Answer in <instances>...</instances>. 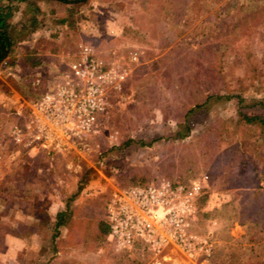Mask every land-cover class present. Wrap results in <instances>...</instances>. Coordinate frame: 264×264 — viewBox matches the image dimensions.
I'll return each instance as SVG.
<instances>
[{"label": "rangeland", "instance_id": "1", "mask_svg": "<svg viewBox=\"0 0 264 264\" xmlns=\"http://www.w3.org/2000/svg\"><path fill=\"white\" fill-rule=\"evenodd\" d=\"M66 1L0 0L13 43L0 99L32 98L82 47L125 76L85 149L50 160L3 137L0 264H264V0ZM160 179L199 184L187 233L204 246L115 250L110 195Z\"/></svg>", "mask_w": 264, "mask_h": 264}, {"label": "built area", "instance_id": "2", "mask_svg": "<svg viewBox=\"0 0 264 264\" xmlns=\"http://www.w3.org/2000/svg\"><path fill=\"white\" fill-rule=\"evenodd\" d=\"M57 62L59 75L49 87L38 90L41 83L34 78L32 98L10 95L0 99V154L6 136L18 147L28 152L42 151L51 160L70 149H85L99 130L108 91L119 89L125 76L123 67L102 64L87 47L73 57L59 55ZM4 67L3 59L0 72ZM5 122L7 128L3 130ZM199 189L194 182L160 179L155 184L116 190L105 205L107 238L112 247L123 250L134 243L156 251L173 247L185 256L200 250L204 240L196 242L187 233L194 211L193 197Z\"/></svg>", "mask_w": 264, "mask_h": 264}, {"label": "trees", "instance_id": "3", "mask_svg": "<svg viewBox=\"0 0 264 264\" xmlns=\"http://www.w3.org/2000/svg\"><path fill=\"white\" fill-rule=\"evenodd\" d=\"M16 1L20 2V3H25L26 6L29 7L32 11L36 10L35 7H33V8L31 7L32 6L31 4H33V1H35V0H16ZM58 1L68 2L66 0H58ZM86 1L87 0H72V2L77 3V4L85 3ZM71 16H72L71 14L65 13L58 20V22L60 24H64L65 26H70L73 23V18ZM5 18H6V15L0 12V61L4 59L5 60V67H6L7 64H8L6 59L8 57V54H9L10 50L12 49L13 43H12V37H11L9 31H8L9 25L6 22ZM38 62H39L38 59L37 60L34 59L30 63L29 67L32 68V67L36 66L38 64ZM27 83H29V82L27 81ZM27 83H26V86H27ZM28 87H29V90L31 91V86H28ZM21 94L24 95V93H21ZM209 97L210 96L206 97L204 103L207 100H209ZM204 103H202V104H204ZM199 106L200 105H198V107ZM253 118L255 119V117H250V118L246 117V120H250V119H253ZM181 135L182 134H179V136H181ZM256 212L259 213L260 210L258 209ZM69 216H70V212L67 209V206H66V208L64 210H61V209L57 210L55 215H54V221L52 223L53 228L56 229V228L62 226L63 224H65V222L68 220ZM105 229H107V227H105ZM105 229H103V233H106Z\"/></svg>", "mask_w": 264, "mask_h": 264}, {"label": "crops", "instance_id": "4", "mask_svg": "<svg viewBox=\"0 0 264 264\" xmlns=\"http://www.w3.org/2000/svg\"><path fill=\"white\" fill-rule=\"evenodd\" d=\"M56 55H57V54H56ZM55 59H56V58H55ZM55 63H56V60H55ZM11 95H12V96L18 95V96L21 97V98H25V97H23L20 93H17V92H15V91H14V93H12ZM5 126H6V125L3 126V129H4V130L7 128V127H5Z\"/></svg>", "mask_w": 264, "mask_h": 264}]
</instances>
